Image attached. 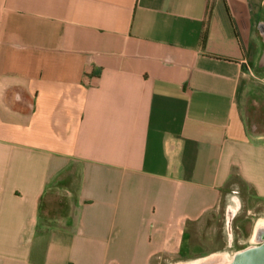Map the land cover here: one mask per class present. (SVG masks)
I'll return each mask as SVG.
<instances>
[{"label": "crops", "instance_id": "1", "mask_svg": "<svg viewBox=\"0 0 264 264\" xmlns=\"http://www.w3.org/2000/svg\"><path fill=\"white\" fill-rule=\"evenodd\" d=\"M241 184L264 205V0H0V264L184 261Z\"/></svg>", "mask_w": 264, "mask_h": 264}, {"label": "rangeland", "instance_id": "2", "mask_svg": "<svg viewBox=\"0 0 264 264\" xmlns=\"http://www.w3.org/2000/svg\"><path fill=\"white\" fill-rule=\"evenodd\" d=\"M66 180L67 186L75 192L78 187V169L74 167ZM228 205H231V209ZM228 212L236 217L233 225L228 221ZM261 219H264V205L251 190L243 184L238 189L228 188L219 208L189 229L190 247L185 257L195 261L217 253L234 256L243 244H248L256 223Z\"/></svg>", "mask_w": 264, "mask_h": 264}, {"label": "water", "instance_id": "3", "mask_svg": "<svg viewBox=\"0 0 264 264\" xmlns=\"http://www.w3.org/2000/svg\"><path fill=\"white\" fill-rule=\"evenodd\" d=\"M228 255L217 253L195 261H180L171 264H264V219L253 230L250 246L227 260ZM195 262V263H194Z\"/></svg>", "mask_w": 264, "mask_h": 264}, {"label": "flooded vegetation", "instance_id": "4", "mask_svg": "<svg viewBox=\"0 0 264 264\" xmlns=\"http://www.w3.org/2000/svg\"><path fill=\"white\" fill-rule=\"evenodd\" d=\"M228 208H230L231 209V205H228ZM235 220H236V217L234 216V214H231V213H229L228 212V221L230 222V224H232L233 225V223L235 222ZM231 225V226H232ZM230 228V227H229ZM250 243H251V238H250V240H248V244H243L242 246V248H240V250H238L235 254H237L238 252H241L242 250H244V249H246V248H248L249 246H250ZM239 245H240V243H238ZM234 254V255H235Z\"/></svg>", "mask_w": 264, "mask_h": 264}, {"label": "bare ground", "instance_id": "5", "mask_svg": "<svg viewBox=\"0 0 264 264\" xmlns=\"http://www.w3.org/2000/svg\"><path fill=\"white\" fill-rule=\"evenodd\" d=\"M231 257H232V256H228V257H227V258H228L227 260H230V259H231ZM194 263H195V262H194Z\"/></svg>", "mask_w": 264, "mask_h": 264}]
</instances>
